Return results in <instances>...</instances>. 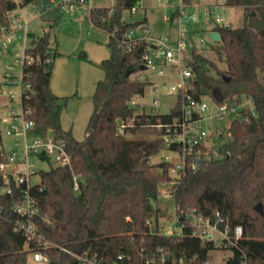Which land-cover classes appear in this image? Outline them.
Instances as JSON below:
<instances>
[{
  "label": "trees",
  "instance_id": "trees-1",
  "mask_svg": "<svg viewBox=\"0 0 264 264\" xmlns=\"http://www.w3.org/2000/svg\"><path fill=\"white\" fill-rule=\"evenodd\" d=\"M139 2L117 0L113 7L90 9L92 26L109 35L111 55L100 64L106 77L97 84L94 111L81 141L62 129L61 116L68 97L56 94L51 87L55 59L61 53L52 46L50 32L39 36L29 33L32 41L26 52L35 61L23 64V82L30 83L31 88L23 93L22 105L31 110L29 117L35 121L32 134H62L75 157L77 173L81 174L80 188L75 191L69 167L42 170L40 185L31 189L42 212L34 221L44 240L78 253L88 252L105 263L142 264L164 252L172 264H208L217 244L195 236L187 218L179 223L184 224L181 234H165L160 227L159 219L166 215L159 204L161 186L167 183L175 207L195 208L210 217L218 210L232 229L244 227L237 246L224 240V246L231 251L227 264H241L243 255L264 264V0H225L227 6L243 9L244 21L239 26L214 27L221 34V41L211 49L216 56L194 53V74L188 90L197 99L210 96L215 100L213 90L219 88L224 102L233 104L250 97L256 115L242 109V115H248L249 120L232 119L229 137L218 148L222 157L204 163L199 170H189L181 178L170 175L169 163L149 162L151 156L165 148L154 124L159 118L170 121L180 103L171 114L140 112L129 104L134 94H145L150 84L148 80L126 76L127 70H141L146 48L144 42L131 51L122 45L128 30L137 25L124 19V11ZM49 3L50 0H0V36L2 28L10 24L13 11L29 4L46 9ZM62 13L60 7L47 12L52 21ZM133 117L135 123L128 129L132 137L118 134L120 121ZM5 153L0 147V161ZM1 183L0 177V187ZM14 199L0 190V264H27L29 255L38 250L49 256L48 264H80L68 252L54 246L43 248L38 241L28 240L16 231L14 224L21 217L13 209ZM258 204L260 211L256 209Z\"/></svg>",
  "mask_w": 264,
  "mask_h": 264
},
{
  "label": "built area",
  "instance_id": "built-area-1",
  "mask_svg": "<svg viewBox=\"0 0 264 264\" xmlns=\"http://www.w3.org/2000/svg\"><path fill=\"white\" fill-rule=\"evenodd\" d=\"M19 2V0H14ZM91 0H50L49 6L42 9L36 6V11L45 13L52 8L60 7L65 12H70V9L81 3L89 4ZM223 3H209L193 0L191 4L185 0L173 6V16L181 25L183 23H196L204 19L213 18L218 25L233 26L225 21L220 8ZM93 8V7H91ZM19 9V8H18ZM132 12L137 11L134 6L130 9ZM15 11L10 14V24L4 26L0 36V52L9 48L14 41L13 35L19 34L22 36V29L25 28L26 36L30 31L28 24L24 26L18 24L19 16L15 15ZM189 29L181 30L180 38L177 43H172L170 40L163 37H152L150 28L140 23L130 28L126 33L122 45L127 51H131L140 42L146 43V48L142 54V65L146 66L145 70L156 71L160 74L165 72L166 68H176L180 77V82L173 84L170 87L169 93L179 97L176 106L180 103L178 113L172 117L170 121H163L159 118L154 126L161 133L165 142V148L174 152V156L166 157L164 162L169 163V173L173 178H181L186 175L189 170H199L202 165L210 160L222 157L218 148L223 144V141L214 138V131L208 129L205 122L214 117L221 116L223 118L230 117L231 121L234 117H242L243 120H249V116H243L242 109H248L253 115H256L255 108L252 109L244 105L245 101L252 100L250 97H244L241 102L233 104L222 101L220 113L216 115L206 116L208 105L204 101V97L197 99L188 93L191 88L190 79L193 77V67L191 62L194 60L193 50L187 51V41L185 40L184 32ZM19 55V53H17ZM24 62H34L35 58L26 52ZM144 70H141V72ZM134 80H147L145 76L138 75ZM9 84L14 83V78L9 73L7 74ZM21 83V105L22 96L25 90H30V83L24 84L23 73L20 80ZM158 88L156 87V91ZM10 97L14 99L13 90H9ZM144 94L136 93L130 99L129 104L137 108L140 112H146L142 97ZM181 98V99H180ZM154 108L159 109L161 106L160 99H154ZM175 106V107H176ZM174 107V108H175ZM30 109L24 108L20 114L15 112L14 107L11 110V117L5 118L7 123V135L12 136L15 140L9 151L5 150V157L0 161V177H1V194L10 195L14 199L13 209L21 217L14 224V229L22 232L28 240H36L43 245V248L54 246L60 248L69 254L75 256L80 264H112L105 263L95 257L78 253L68 247L52 243L44 240L40 233L35 218L41 217L42 212L37 200L32 195L31 189L41 183V171L37 169V161H47L51 167H69L73 173L74 190L80 188L79 180L81 174L77 173L75 157L68 149V140L59 133L49 131L43 137L33 135L32 130L35 126V121L29 117ZM171 111L169 114H171ZM161 114V113H154ZM135 123V117L124 120L122 119L118 125V134L128 135V129ZM231 124V122H230ZM229 124V126H230ZM0 134L3 132L0 129ZM219 137H223V132H218ZM221 140V139H220ZM38 175L39 180H33L34 176ZM172 194V192H171ZM3 215V205L0 203V217ZM176 227L163 231L165 234H181L184 229V224H179L182 219L187 218L189 225L193 228V234L203 241L213 240L215 232L221 233L228 244L237 246L238 241L244 236V227L237 225L234 229L231 228L226 218L220 211H215L214 217L205 216L199 213L195 208L182 209L176 207ZM34 260L49 262V256L43 251L38 250L32 253ZM119 255V259H122ZM148 258L142 264H172L169 262L167 255L162 252L156 258ZM241 264H259L250 261L246 255L242 256Z\"/></svg>",
  "mask_w": 264,
  "mask_h": 264
},
{
  "label": "rangeland",
  "instance_id": "rangeland-1",
  "mask_svg": "<svg viewBox=\"0 0 264 264\" xmlns=\"http://www.w3.org/2000/svg\"><path fill=\"white\" fill-rule=\"evenodd\" d=\"M199 1V0H196ZM210 2L214 0H200ZM222 1V0H215ZM117 0H91L89 4L81 3L74 5L70 12L63 11L62 16L56 21L51 20V15L36 11L34 4H29L16 10L15 15L19 16L18 24L24 26L28 24L29 31L36 36L50 32L51 43L61 54L55 59L51 87L53 91L68 97L67 106L61 116V126L66 132L81 141L86 136V131L94 111V94L97 84L105 79L106 73L100 66L103 60L111 55L108 46L109 35L102 29L93 27L89 18L91 7H113ZM181 0H140L137 4V11L130 9L124 11V19L130 23L142 22L150 28L152 37H167L170 42L177 43L181 30L185 31L187 41V51L194 50L193 53H201L215 58V53L211 50L213 45L219 43L211 35V28L218 25L213 18L204 19L196 23H183L176 21L173 16V6L179 4ZM225 21L233 26L243 23V9L241 7L229 6L220 8ZM46 14V15H45ZM14 41L9 48L0 52V129L3 132V144L0 146L9 151L13 145L14 138L7 135L8 125L5 118L11 117V110L22 112L21 105V77L23 71V61L25 49L31 46L32 37L26 36L25 28L22 29V36L13 35ZM19 53V55H17ZM224 65V64H223ZM14 78V83L9 84L7 74ZM138 75H143L150 82L145 94L142 97L145 111L147 113L169 114L176 106L179 97L170 94L169 90L173 84L180 82L178 70L176 68H166L160 74L156 71L144 70L134 72L131 75L135 79ZM156 87L158 90L156 91ZM12 89L14 99L10 97L9 90ZM159 98L161 106L154 108V99ZM204 101L208 105L206 116L219 114V104L210 96H205ZM244 105L252 109L255 108L253 100L245 101ZM231 122L230 117H214L205 122L206 127L214 131V138L219 141L228 139V129ZM218 132H223V137H219ZM128 137L132 135L128 134ZM151 136V135H150ZM221 139V140H220ZM174 152L168 148L162 149L156 155L149 158L152 164L160 163L166 157L174 156ZM50 164L45 161H37L38 170H48ZM33 180H39L35 175ZM167 184V183H166ZM165 183L161 186L160 206L166 215L159 219V225L163 231L176 227V207L172 198L169 185ZM154 224L156 220L154 219ZM216 244L211 252L208 264H227L231 255L229 248L225 247L224 236L215 232L212 238ZM27 264H48L45 261H36L30 254Z\"/></svg>",
  "mask_w": 264,
  "mask_h": 264
},
{
  "label": "water",
  "instance_id": "water-1",
  "mask_svg": "<svg viewBox=\"0 0 264 264\" xmlns=\"http://www.w3.org/2000/svg\"><path fill=\"white\" fill-rule=\"evenodd\" d=\"M137 24H140V22H137ZM211 35H212V37H213L214 40H216V41H218V42L221 41V34H220L219 31H213V32L211 33ZM140 69H141V70H145V69H146V66L142 65ZM132 74H133V71H132V70H127V71H126V76H127V77L131 76ZM213 96H214L215 100L218 101V102H222V101H224V94L222 93V91H221L219 88H215V89L213 90ZM152 203L155 205L154 200H152ZM256 209H257L258 211H260V210H261V205L258 204V205L256 206Z\"/></svg>",
  "mask_w": 264,
  "mask_h": 264
},
{
  "label": "crops",
  "instance_id": "crops-1",
  "mask_svg": "<svg viewBox=\"0 0 264 264\" xmlns=\"http://www.w3.org/2000/svg\"><path fill=\"white\" fill-rule=\"evenodd\" d=\"M216 2H218V3H223L224 4V6H223V8H227V7H229V6H227L226 4H225V0H222V1H210L209 3H216ZM141 23V22H140ZM215 27V26H214ZM214 27H212L211 28V33L213 32V31H215L214 30ZM98 28V27H97ZM100 29V28H99Z\"/></svg>",
  "mask_w": 264,
  "mask_h": 264
}]
</instances>
